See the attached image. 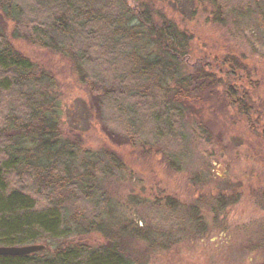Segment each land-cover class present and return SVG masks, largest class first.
Instances as JSON below:
<instances>
[{
	"label": "trees",
	"instance_id": "16d2710c",
	"mask_svg": "<svg viewBox=\"0 0 264 264\" xmlns=\"http://www.w3.org/2000/svg\"><path fill=\"white\" fill-rule=\"evenodd\" d=\"M32 2L26 14L19 0H0V245L43 244L45 250L0 255V264H145L149 253L172 243L171 233L155 231L144 220L114 219L102 181L112 167L127 168L120 151L138 147L136 136L107 126L103 130L110 146L82 154L81 135L63 130L61 101L50 91L53 76L15 41L36 43L68 57L81 76L96 53L115 69L128 59L132 78L123 76L109 86L98 82L91 109L101 111L98 100L103 95L134 100L154 117L157 129L174 138L195 103L204 105L214 98L218 110L256 113L249 88L235 78L247 64L235 54H220L216 66L206 53L192 61L189 36L166 16L156 19L153 0ZM152 70L154 84L132 82L134 75L143 78ZM160 147L169 164L176 165ZM148 152L153 150L142 149ZM214 198V211L230 199L225 192ZM205 200L200 194L192 207L195 220L203 219L198 214L199 206L208 204ZM165 206L176 211L179 203L167 196ZM90 232L100 233L103 242L72 240Z\"/></svg>",
	"mask_w": 264,
	"mask_h": 264
},
{
	"label": "rangeland",
	"instance_id": "374dc122",
	"mask_svg": "<svg viewBox=\"0 0 264 264\" xmlns=\"http://www.w3.org/2000/svg\"><path fill=\"white\" fill-rule=\"evenodd\" d=\"M19 2L29 14L32 0ZM152 6L156 19L166 16L189 36L192 61L204 53L214 66L220 54L244 60L247 69L238 70L235 78L250 90L253 116L218 110L214 98L195 103L174 138L157 129L154 117L134 100L103 95L101 111L91 109L98 82L109 86L123 76L132 78L128 59L115 69L96 53L81 76L64 55L29 41L16 40L15 45L53 76L50 91L61 101L63 130L81 135L82 154L110 146L103 130L107 126L136 136L138 147L120 151L127 168L112 167L102 181L114 219L144 220L155 231L171 233L172 243L149 253L145 264H264V0H153ZM155 77L152 70L143 78L134 75L132 82L154 84ZM160 146L176 165L169 164ZM143 148L153 153L143 154ZM219 192L228 195L229 203L214 211ZM200 194L208 204L199 206L203 219L195 220L191 211ZM167 196L177 199L176 211L166 208ZM75 211L70 204V212ZM72 240L103 242L98 232Z\"/></svg>",
	"mask_w": 264,
	"mask_h": 264
},
{
	"label": "water",
	"instance_id": "95a60500",
	"mask_svg": "<svg viewBox=\"0 0 264 264\" xmlns=\"http://www.w3.org/2000/svg\"><path fill=\"white\" fill-rule=\"evenodd\" d=\"M45 250L43 244H30L23 246H3L0 245V255H28L34 252Z\"/></svg>",
	"mask_w": 264,
	"mask_h": 264
}]
</instances>
